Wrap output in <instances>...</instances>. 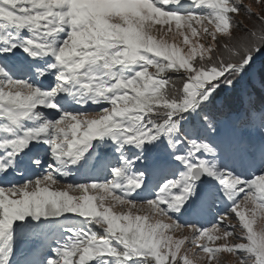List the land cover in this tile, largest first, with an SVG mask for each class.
<instances>
[{
  "label": "snow or ice",
  "instance_id": "snow-or-ice-1",
  "mask_svg": "<svg viewBox=\"0 0 264 264\" xmlns=\"http://www.w3.org/2000/svg\"><path fill=\"white\" fill-rule=\"evenodd\" d=\"M256 84L264 0H0V264H264Z\"/></svg>",
  "mask_w": 264,
  "mask_h": 264
},
{
  "label": "trees",
  "instance_id": "trees-1",
  "mask_svg": "<svg viewBox=\"0 0 264 264\" xmlns=\"http://www.w3.org/2000/svg\"><path fill=\"white\" fill-rule=\"evenodd\" d=\"M253 99L257 104L264 103V90L261 89L259 84L255 85V95ZM218 100L223 104H230L233 102L232 98L226 95L221 96Z\"/></svg>",
  "mask_w": 264,
  "mask_h": 264
},
{
  "label": "rangeland",
  "instance_id": "rangeland-1",
  "mask_svg": "<svg viewBox=\"0 0 264 264\" xmlns=\"http://www.w3.org/2000/svg\"><path fill=\"white\" fill-rule=\"evenodd\" d=\"M226 259L230 261L231 260V257L230 256H226Z\"/></svg>",
  "mask_w": 264,
  "mask_h": 264
}]
</instances>
